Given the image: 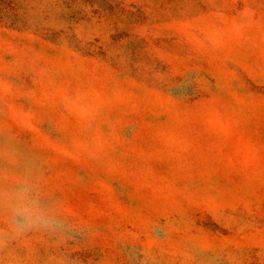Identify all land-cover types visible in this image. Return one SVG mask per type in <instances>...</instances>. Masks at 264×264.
Returning a JSON list of instances; mask_svg holds the SVG:
<instances>
[{"label": "rangeland", "instance_id": "rangeland-1", "mask_svg": "<svg viewBox=\"0 0 264 264\" xmlns=\"http://www.w3.org/2000/svg\"><path fill=\"white\" fill-rule=\"evenodd\" d=\"M0 264H264V0H0Z\"/></svg>", "mask_w": 264, "mask_h": 264}, {"label": "clouds", "instance_id": "clouds-1", "mask_svg": "<svg viewBox=\"0 0 264 264\" xmlns=\"http://www.w3.org/2000/svg\"><path fill=\"white\" fill-rule=\"evenodd\" d=\"M13 211L19 230L34 224L46 223L40 216L39 209L32 204L28 191L23 187L17 189Z\"/></svg>", "mask_w": 264, "mask_h": 264}]
</instances>
